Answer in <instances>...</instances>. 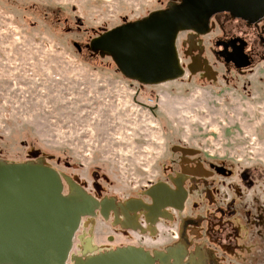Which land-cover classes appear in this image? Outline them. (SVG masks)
Wrapping results in <instances>:
<instances>
[{
  "label": "rangeland",
  "instance_id": "374dc122",
  "mask_svg": "<svg viewBox=\"0 0 264 264\" xmlns=\"http://www.w3.org/2000/svg\"><path fill=\"white\" fill-rule=\"evenodd\" d=\"M170 1L0 0V159L40 161L87 184L98 170L107 193L127 197L177 168L174 145L195 149L229 168L242 192L240 250L217 261L264 264V56L236 69L212 53V31L197 37L212 77L186 70L148 85L89 48ZM187 49L181 31L183 65Z\"/></svg>",
  "mask_w": 264,
  "mask_h": 264
},
{
  "label": "water",
  "instance_id": "95a60500",
  "mask_svg": "<svg viewBox=\"0 0 264 264\" xmlns=\"http://www.w3.org/2000/svg\"><path fill=\"white\" fill-rule=\"evenodd\" d=\"M226 10L254 20L264 15V0L170 1L163 9L92 37L89 48L109 55L127 79L157 85L184 75L176 51L177 34L200 28L204 31L212 14ZM245 64L243 61L238 66ZM187 148L173 147L181 151ZM62 177L69 184L67 193L62 192ZM174 181V191L162 182L146 189L144 193L153 201L149 208L157 212L161 205L181 207L185 194L181 182ZM171 195L176 201L167 200ZM132 202L139 200L132 198L121 207L125 215L138 208ZM98 206L95 198L48 164L0 159V264H157L156 260H162L163 252L152 255L137 246L70 256L81 217L94 214ZM100 211L107 215L103 203Z\"/></svg>",
  "mask_w": 264,
  "mask_h": 264
},
{
  "label": "flooded vegetation",
  "instance_id": "af4514ba",
  "mask_svg": "<svg viewBox=\"0 0 264 264\" xmlns=\"http://www.w3.org/2000/svg\"><path fill=\"white\" fill-rule=\"evenodd\" d=\"M207 23L204 31L202 28L182 31L188 42L189 56L185 65L180 61L184 74L188 70L205 78L212 77L210 67L201 58L202 42L197 40L199 35L212 31H217L212 53L236 69L252 66L259 56H264V15L253 20L233 16L228 10L217 11ZM243 61L246 64L238 66ZM173 150L179 152V156L171 161L170 166L176 164L177 168H166L159 179L137 195L117 197L107 193L99 182L98 170L93 172L91 184L71 178L86 194L95 198L99 206L94 214L81 217L72 237L70 256L137 246L152 255L156 251L163 252L164 256L161 261L156 260L157 264H221L217 260L225 254L240 250L237 243L241 237L240 224L236 215L240 212L237 206L241 203L242 192L236 179L230 178L229 168L221 162L199 158L198 151L192 148ZM248 177L245 173L241 174L240 180L251 184ZM174 179L181 182L185 194L181 207L161 205L157 212L149 208L153 201L150 195L144 193L146 189L162 182L170 190H177ZM62 183V192L67 193L69 184L65 180ZM132 198L139 200L132 202L138 208L125 215L121 207ZM176 199L172 195L167 198L173 202ZM100 203L107 208L106 216L100 211Z\"/></svg>",
  "mask_w": 264,
  "mask_h": 264
}]
</instances>
